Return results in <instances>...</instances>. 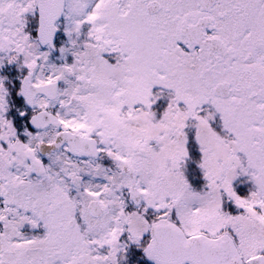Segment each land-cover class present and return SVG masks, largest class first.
<instances>
[{"label":"snow or ice","instance_id":"obj_1","mask_svg":"<svg viewBox=\"0 0 264 264\" xmlns=\"http://www.w3.org/2000/svg\"><path fill=\"white\" fill-rule=\"evenodd\" d=\"M0 264H264V0H0Z\"/></svg>","mask_w":264,"mask_h":264}]
</instances>
